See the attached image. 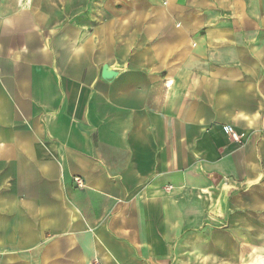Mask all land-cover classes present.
<instances>
[{
	"label": "crops",
	"instance_id": "crops-1",
	"mask_svg": "<svg viewBox=\"0 0 264 264\" xmlns=\"http://www.w3.org/2000/svg\"><path fill=\"white\" fill-rule=\"evenodd\" d=\"M185 1L0 0V264H264V0Z\"/></svg>",
	"mask_w": 264,
	"mask_h": 264
},
{
	"label": "rangeland",
	"instance_id": "rangeland-1",
	"mask_svg": "<svg viewBox=\"0 0 264 264\" xmlns=\"http://www.w3.org/2000/svg\"><path fill=\"white\" fill-rule=\"evenodd\" d=\"M235 1L237 0H186L185 4L188 6L189 13L181 16L188 20L192 16H197L199 12L198 15L203 17L204 20L210 21L219 18L223 21H231ZM239 2L252 11V13L248 12L249 15L256 16L259 14L254 12L259 7L260 0H239ZM191 20H194V17Z\"/></svg>",
	"mask_w": 264,
	"mask_h": 264
},
{
	"label": "built area",
	"instance_id": "built-area-1",
	"mask_svg": "<svg viewBox=\"0 0 264 264\" xmlns=\"http://www.w3.org/2000/svg\"><path fill=\"white\" fill-rule=\"evenodd\" d=\"M223 130L227 133L235 142H241L240 134L234 129L232 125L226 124L223 126Z\"/></svg>",
	"mask_w": 264,
	"mask_h": 264
}]
</instances>
